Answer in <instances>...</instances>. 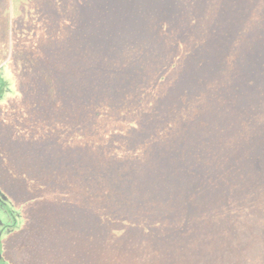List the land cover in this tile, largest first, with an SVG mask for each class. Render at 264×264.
<instances>
[{
    "label": "trees",
    "instance_id": "1",
    "mask_svg": "<svg viewBox=\"0 0 264 264\" xmlns=\"http://www.w3.org/2000/svg\"><path fill=\"white\" fill-rule=\"evenodd\" d=\"M31 1L0 0L6 20L0 18V52L1 48L8 52L11 38H22L19 33L26 27L23 25L18 31L21 18L27 22L34 20L44 7L45 0L41 4L40 0L38 4H30ZM74 2L75 34L112 35L114 29L104 28L106 24L101 18L91 21L90 10L86 19L83 3L87 10L94 0ZM177 2L191 6L192 11L197 7L205 9L204 5L212 0ZM223 2L235 8L242 0H221ZM101 5L104 10L109 8L107 13L113 14L110 12L116 10L117 2L108 0ZM58 9L66 11V6ZM204 12L206 15V9ZM197 15H192L190 25L193 27ZM158 20L154 17L152 21L160 26ZM28 23L27 27H31L26 33L32 35L34 26ZM73 32L68 29L58 48H53L46 57L42 66H46L47 73H38L35 63L26 62L21 47L9 58L7 54L0 56V66L10 59L9 70L16 72L15 80L19 83L12 90L9 72L4 73L0 68V109L10 101L21 105L29 103L31 107L26 112L45 119L46 124L40 128L51 126L53 132L36 138L37 128H34V135L29 139L25 138L26 133L16 138L11 135L12 129L2 123L0 113V135L6 141V149L10 143L6 138L9 132L12 143H18L19 148L29 144L35 147L17 152L26 171L20 177L24 184L22 194L26 196L22 201L36 205L30 212L33 231L46 235L35 251L34 262L50 261V246L45 240L64 238L65 241L71 235L72 249L66 255L67 262L89 258L95 264H173L165 251V243L177 238L187 243L185 264H264V168L260 165L264 158L253 153L243 159L244 152H234L235 149L219 156L214 149L230 146L231 140L227 145L219 140L207 122L199 123L196 119L194 123L192 118H180L181 109L198 96V92L192 94L202 89L206 80L190 74L184 78V93L171 95L172 103L162 110H149L140 103L142 97L148 98L146 84L154 77L161 82L166 78L160 69L147 64L142 49L148 47H135L129 53L126 47L111 46L106 50L99 43L92 44L88 60L79 55L82 51L79 47L70 48ZM188 47L194 50L197 47L194 56L186 61L197 63V68L207 62L205 56L198 53L199 48H206L212 54L216 51L200 39L198 46L192 43ZM114 51L119 52L117 58L110 56ZM132 55L135 58L130 62ZM73 65L76 68L74 80L70 73ZM112 67L122 70L116 72ZM26 68L30 75H21L20 71ZM189 79L193 82L188 83ZM74 97H79L80 102L71 108ZM162 113L173 118L167 128L169 135L162 133L164 121L159 117L153 124L145 119L140 122L141 129H137L141 141L134 142L135 130L129 132L136 126V117L132 116H160ZM118 114L119 120H115ZM24 119L25 123L32 120ZM59 120L66 121V127L60 125ZM202 129L207 132L202 134ZM71 132H75L69 143L71 148L73 144L83 143L84 149L67 148ZM145 132L153 134L154 138L148 139ZM209 136L215 138L203 146V140ZM152 143L159 149H148ZM170 143L172 148H168ZM140 144L144 149H138ZM252 195L256 197V210L250 202ZM6 201H3L5 205ZM14 205L12 211L17 210L15 217L19 220L20 207L17 203ZM195 243H199L198 246ZM52 256L55 259L56 255ZM55 260L62 261L58 257Z\"/></svg>",
    "mask_w": 264,
    "mask_h": 264
},
{
    "label": "rangeland",
    "instance_id": "2",
    "mask_svg": "<svg viewBox=\"0 0 264 264\" xmlns=\"http://www.w3.org/2000/svg\"><path fill=\"white\" fill-rule=\"evenodd\" d=\"M107 2L108 0H94L92 4H88L87 10H85L86 3H83V7L86 19L87 11L90 10L91 21L101 18L106 24L104 28L114 29L112 35L94 33V35L97 34L94 37L90 32L84 36L75 34L73 32L76 27L75 16L73 15L75 11L74 0H45V2L43 1L44 7L41 8L36 19L28 21L30 25L33 24L34 33L32 35L26 33L31 26L27 27L29 23L21 18L18 31L24 30L19 33L23 39L14 38L12 40L11 38L8 43V52L1 48L0 56L7 54L9 58L11 54L16 52L17 48L21 47L25 61L35 63L38 73H47L48 69L42 64L46 61V57L53 52V48H58L68 29L73 32L70 48L79 47L82 50L79 55L85 56L88 60L90 49L94 47L92 44L96 46L99 43L106 50L111 46L115 49L126 47L125 49L129 53H132L135 47H148L142 49L147 64L160 69L161 75L166 78V81L161 82L154 77L149 82L150 84H146L148 98L142 97L140 100L143 107H148L149 110H162L166 105L172 103V99L169 98L171 95L178 96L180 93H184L182 91L183 85L186 84L184 78L189 77L190 74H196L198 78L206 80L205 84L202 89L194 91L192 95L198 92V96L195 95L194 99H191L189 103H186L185 108L181 109L183 114L180 115V118H192L194 123L197 121L199 123L207 122L210 127L214 128L212 134L216 133L219 140L225 141L226 145L231 140L230 146L214 149L215 154L219 156L228 154L231 152L230 149H235L234 152H244L243 159L253 153H258L260 157L264 158V0H245V3L242 0V2L237 3L235 8L228 7L227 3H221V0H212V2L204 5L206 15L205 9L197 7V10L190 11L191 6L187 7L183 2L178 3L177 0H115L117 2L116 10L110 12L113 14H109L107 13L109 8L104 10L101 7V4L104 3L105 5ZM34 3L38 4V0L30 2V4ZM41 3L42 0H40ZM63 3L66 6V11L60 12L58 8L63 7ZM0 10V18L6 21L4 18L5 10ZM195 14H198L196 25L194 24L196 28L190 25L193 20L192 15ZM70 17L71 22L69 23ZM154 17L159 18L160 26L152 21ZM217 22H222L223 25ZM213 23L215 24L213 25ZM23 25L26 29L22 28ZM199 39L201 43L216 48L214 54L206 48L198 49V53L205 56L204 59L207 60L202 68H197V63L188 64L186 62L188 57L194 56L193 53L197 52L196 46H198ZM192 43L196 47L195 50L188 47ZM219 47L221 48L219 49ZM103 52L105 54V51ZM118 54L119 52L114 51L110 56L117 58ZM130 57L132 58L131 62L135 55ZM177 57L178 60L175 61ZM183 61L185 62L184 65L182 64ZM175 64L177 65L175 66ZM172 65L174 66L172 67ZM10 67V59L0 66L4 73L9 72V78L12 81L11 89L15 90L19 83L15 80L16 72L10 71ZM120 69L122 70V68ZM120 69L116 68L115 71L120 72ZM74 71L76 68L73 65L70 70L72 80H74ZM187 72H189L188 75H186ZM129 73L133 74V71H129ZM20 74L29 76L30 70L26 68V71H20ZM189 80L191 81L188 83L193 82L192 79ZM83 82H86V78L83 79ZM195 87L198 88L197 83H195ZM78 100L79 97H74L70 102V107L72 108L76 103H79ZM30 107L29 103L21 105L15 101H10L3 108L1 107V121H4L2 123L8 129H12L13 134L11 135L17 138L26 133L25 138L29 139L31 134L34 135V128H37L36 138L44 135L42 133H53L51 126L40 128L41 125L46 124L45 119H39L36 115L30 116L26 112L29 111ZM23 111L25 113L22 116L19 115ZM46 111L48 110L46 109ZM119 116V114L116 115L114 119L119 120ZM24 117H30L33 121L25 123ZM134 117H136V126L129 130L130 133L135 130L133 132L135 135L133 137L134 142H138V139L141 141L137 129H141L140 122L145 119L153 124L156 117H159L160 120L164 121L165 130L162 133L166 132L169 135L167 128L173 122L172 116L162 113L160 116L158 114L149 117L132 116V118ZM196 119L197 121H195ZM39 120H41L40 123ZM174 120L177 121L178 119L174 117ZM49 122L52 123V121ZM65 123L66 121L59 120V124L66 127ZM202 127L205 126L202 125ZM206 132V129L201 130L202 134ZM9 133L6 135L10 142L7 149L6 141L4 142L0 135V195L7 200L10 199V202L6 201L5 206L0 207V222L4 224V228L0 230V264H37L34 262V254L39 243H43L46 235H38L33 231L35 226L31 221L30 212L36 208V205L25 204L22 201L25 200L26 196L22 194L24 184L20 177L26 171L17 157L19 155L17 152H20L19 149H35V147L29 144L19 148L18 143L15 141L12 143ZM74 133L68 134L67 148L84 149L83 143L73 144L71 148L69 143L73 141ZM145 134L148 139L154 138L151 133L145 132ZM213 138L215 137L209 136L204 139L202 145L204 146ZM172 144L170 143L168 148H172ZM138 149H144L142 144ZM148 149H159V147L152 143L148 145ZM221 149L226 150L222 151ZM260 165L264 168V159ZM218 168L220 169L222 166ZM52 198L56 199L55 196ZM216 199L219 200L218 197ZM250 202L256 210L255 195H252ZM16 203L20 207L19 220L18 217H15L18 215L17 210L14 213L12 211V207H16L14 205ZM2 210L6 212L5 216ZM55 241L50 238L44 243L50 246L49 250L56 255L55 259L58 257L62 261L55 260L49 253L52 262L49 261L46 264H66V255H68L69 249H72L73 238L70 235L65 241L64 238H58ZM165 244V251L170 255L169 261H173V264H185L187 243L178 241L176 238L175 240L168 239ZM198 244L195 243V246ZM67 263L95 264L89 258L72 259Z\"/></svg>",
    "mask_w": 264,
    "mask_h": 264
},
{
    "label": "flooded vegetation",
    "instance_id": "3",
    "mask_svg": "<svg viewBox=\"0 0 264 264\" xmlns=\"http://www.w3.org/2000/svg\"><path fill=\"white\" fill-rule=\"evenodd\" d=\"M5 203L3 201L0 200V207L4 206ZM4 228V225L0 222V230H2Z\"/></svg>",
    "mask_w": 264,
    "mask_h": 264
},
{
    "label": "water",
    "instance_id": "4",
    "mask_svg": "<svg viewBox=\"0 0 264 264\" xmlns=\"http://www.w3.org/2000/svg\"><path fill=\"white\" fill-rule=\"evenodd\" d=\"M0 200H1V201H6L7 199H6L4 196H1V195H0ZM0 258H1V256H0Z\"/></svg>",
    "mask_w": 264,
    "mask_h": 264
}]
</instances>
